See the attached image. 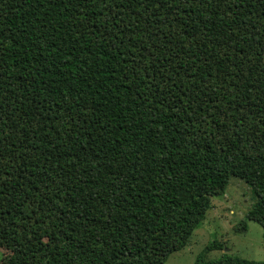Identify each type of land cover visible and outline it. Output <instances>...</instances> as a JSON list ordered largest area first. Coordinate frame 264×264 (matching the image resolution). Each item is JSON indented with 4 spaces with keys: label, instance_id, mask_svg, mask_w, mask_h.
Listing matches in <instances>:
<instances>
[{
    "label": "trees",
    "instance_id": "obj_1",
    "mask_svg": "<svg viewBox=\"0 0 264 264\" xmlns=\"http://www.w3.org/2000/svg\"><path fill=\"white\" fill-rule=\"evenodd\" d=\"M230 177L264 227V0H0V264H162Z\"/></svg>",
    "mask_w": 264,
    "mask_h": 264
},
{
    "label": "rangeland",
    "instance_id": "obj_2",
    "mask_svg": "<svg viewBox=\"0 0 264 264\" xmlns=\"http://www.w3.org/2000/svg\"><path fill=\"white\" fill-rule=\"evenodd\" d=\"M254 201L252 188L243 180L230 177L224 191L211 197V207L192 231L186 245L169 253L162 264H193L196 256L213 241L222 246L208 250L207 259L228 254L264 261V227L246 218ZM242 220L246 221V229L237 230ZM7 253L0 249V262Z\"/></svg>",
    "mask_w": 264,
    "mask_h": 264
}]
</instances>
